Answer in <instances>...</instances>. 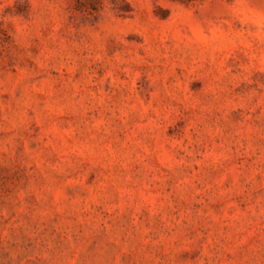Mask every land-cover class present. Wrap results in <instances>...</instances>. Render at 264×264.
Returning a JSON list of instances; mask_svg holds the SVG:
<instances>
[{
	"label": "rangeland",
	"instance_id": "374dc122",
	"mask_svg": "<svg viewBox=\"0 0 264 264\" xmlns=\"http://www.w3.org/2000/svg\"><path fill=\"white\" fill-rule=\"evenodd\" d=\"M0 264H264V0H0Z\"/></svg>",
	"mask_w": 264,
	"mask_h": 264
}]
</instances>
